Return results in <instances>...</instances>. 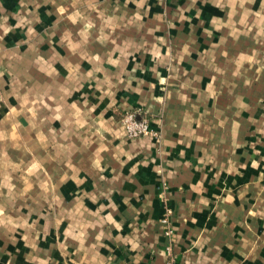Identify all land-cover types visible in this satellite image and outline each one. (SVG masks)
<instances>
[{"label":"rangeland","instance_id":"rangeland-1","mask_svg":"<svg viewBox=\"0 0 264 264\" xmlns=\"http://www.w3.org/2000/svg\"><path fill=\"white\" fill-rule=\"evenodd\" d=\"M79 1L0 0V75L10 70L20 81L11 87L0 76V128L4 130L6 116L13 133L12 141L9 135L0 134V180L5 166L18 164L4 152H18L24 131L30 129L31 133H26L33 137L37 129L40 137L47 132L46 124L43 128L36 124L41 112L35 99L36 73L41 79H51L63 69H72L66 56L91 54L101 48L105 53H118L127 74L140 49L133 43L100 48L73 46V26L69 24L73 21L81 25L75 30L76 41H82L84 34L96 35L91 28L83 30L82 25L90 22L83 19V13L73 10ZM222 4L225 8L217 9L216 22L209 25L212 17L205 15L199 42L171 47V63L168 67L167 62L161 65L164 77H150L164 102L171 98L175 106L183 108L179 118L174 112L167 115L166 108L160 113L159 131L151 128V134L146 135L157 144L155 184L150 196L161 207V213L151 222L156 233L189 246L185 253L199 249L213 261L220 257L226 264H264V0H221ZM127 33L130 31L119 35L131 37ZM161 48L153 47L150 52L156 49L157 54L167 56V47L165 53ZM56 57L60 62H55ZM135 74L125 75L122 84L109 85V91L115 97L119 92L129 96V81L136 82ZM100 94L98 91L97 99ZM4 98L9 103L6 111ZM134 111L142 118L146 116ZM44 117L43 121H52L51 116ZM28 120L31 127L21 130ZM48 140L51 142L50 137ZM24 142V149L31 153ZM51 176L44 175L45 189L38 190L40 196L36 189H28L27 198H20V190L13 186L12 204L0 205V264H36L37 258L43 260L39 264H51L53 243L62 244L58 233H69L70 225L72 233H93L92 220L107 217L106 213L88 214L68 222V207L53 201L46 184ZM5 178L13 184L20 181L19 173ZM147 192L134 191L132 200L146 198ZM117 209L121 211L117 215L126 221L113 228V233H130L136 225L130 221L135 213H128L123 205ZM140 222L138 226L143 229ZM102 227L112 228L110 224ZM182 254L172 252L169 260Z\"/></svg>","mask_w":264,"mask_h":264},{"label":"crops","instance_id":"crops-1","mask_svg":"<svg viewBox=\"0 0 264 264\" xmlns=\"http://www.w3.org/2000/svg\"><path fill=\"white\" fill-rule=\"evenodd\" d=\"M74 7V11L83 13V19L90 22V25H82L83 30L86 32L85 29L91 28L96 35L84 34L82 41H76L75 30L81 25L73 21L69 23L73 26V46L86 44L100 48L133 43L140 49L127 74L122 67V57L118 53H105L101 48L91 54L78 55L74 49L73 56H66L72 69H63L51 79L43 76L41 79L40 73H36L33 77L35 99L37 109H41L36 124L40 128L46 124L48 129L44 137H40L39 129L35 132L36 137L28 136L30 129L26 131L28 134L24 131L18 141V152H4L18 164L3 168L0 205L12 204L13 186L20 190V198H27L28 189H36L40 196L38 190L45 189L44 175L50 174L51 182L46 184L52 191L53 201L68 207V222L88 214L106 213L107 217L92 220L93 233H72L71 225L69 233H58L62 244L56 246L53 243L51 264H168L172 252L183 253L176 259H181L180 264H226L220 257L215 261L205 257L204 250L185 253L184 249L189 246L179 243L177 238L173 242L163 233H156L152 222L161 213V207L150 195L155 184L157 144L148 136L129 139L121 122L125 113L139 110L146 115L150 127L159 131L160 113H165L166 108L167 115L174 112L178 118L182 116L183 108L175 106L176 101L171 98H165L164 102L156 81H151L150 77H164L161 65L167 62L168 67L171 63V47L197 44L199 31L204 29L205 15L212 17L208 21L210 25L218 20H214L217 9L221 10L225 5H221V0H80L79 6ZM131 30H137V33L133 34ZM123 31H130L127 34L131 37L120 36L119 32L123 34ZM160 46L164 53L167 47V56L157 54L156 49L150 52L153 47ZM55 62H60L58 57ZM134 73L137 80L129 81V96L119 92L115 97L109 91V85L122 84L125 75ZM0 76L5 80L4 84L9 83L11 87L20 82L10 70ZM98 91L100 99H97ZM3 100L6 111L9 103L5 98ZM80 114L81 117H76ZM44 115L51 116L52 121H43ZM26 124L21 130L31 127L30 120ZM11 125L5 116L4 130L0 128V134L9 135L12 141ZM22 139L32 149L31 153L24 149ZM18 173V183L13 184L5 178L12 174L17 177ZM140 190H148L147 197L133 201L134 191ZM121 196H128V199ZM122 205L127 207L128 213H135V219L130 221L136 225H132L130 233H113V228L126 221L117 215L121 213L117 207ZM175 210L178 212L176 206ZM140 211L143 212L139 214ZM73 214L78 216L72 218ZM140 220L143 229L138 226ZM105 224L112 228L104 229ZM210 257L215 258L214 255ZM38 262L43 260L37 258L36 264Z\"/></svg>","mask_w":264,"mask_h":264},{"label":"built area","instance_id":"built-area-1","mask_svg":"<svg viewBox=\"0 0 264 264\" xmlns=\"http://www.w3.org/2000/svg\"><path fill=\"white\" fill-rule=\"evenodd\" d=\"M122 124L130 138L137 139L151 134L152 129L149 120L145 117L142 118L139 112L130 111L125 113ZM168 264H176V260L171 258Z\"/></svg>","mask_w":264,"mask_h":264}]
</instances>
